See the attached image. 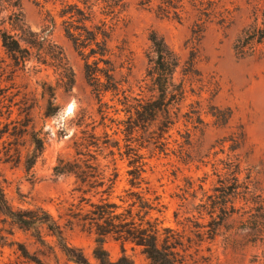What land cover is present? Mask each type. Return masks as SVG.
Masks as SVG:
<instances>
[{
  "label": "rangeland",
  "instance_id": "374dc122",
  "mask_svg": "<svg viewBox=\"0 0 264 264\" xmlns=\"http://www.w3.org/2000/svg\"><path fill=\"white\" fill-rule=\"evenodd\" d=\"M139 2L93 0V17L84 24L99 28L111 65L98 68L113 70L118 87L98 98L85 75V62L100 57L88 58L97 47L76 46L65 31L85 35L75 15V6L84 5L21 0L26 25L50 33L65 66L38 63L35 51L16 66L0 39L4 202L23 215L46 211L72 254L82 253L89 264H99L97 248L112 262L154 264L140 247L98 239L83 225L101 178L116 172L111 201L145 188L159 197L162 214L155 216L167 231L161 238L171 236L178 264H264V43L252 55L234 48L255 13L264 22V0H215L216 14L202 28L188 0L176 5L179 19L160 15V0ZM7 15L0 7V30L11 32ZM152 35L178 59L169 112L153 117L150 103L159 92L149 76ZM133 173L144 180L140 188L131 187ZM0 264L76 263L45 226H24L0 207Z\"/></svg>",
  "mask_w": 264,
  "mask_h": 264
},
{
  "label": "trees",
  "instance_id": "16d2710c",
  "mask_svg": "<svg viewBox=\"0 0 264 264\" xmlns=\"http://www.w3.org/2000/svg\"><path fill=\"white\" fill-rule=\"evenodd\" d=\"M78 1L84 5L85 10L75 6V15L78 16L77 22L82 24L76 29H81L85 35L83 36L81 33L75 35L69 28L65 31L66 35L74 41L76 46L84 47L82 43L87 42V45L93 43L97 47V49H90L88 58L96 55L100 57L93 61L92 64L85 62V75L99 98L101 93L110 90L118 91V87L111 74L113 70H101L98 68L100 62H103L108 67L111 65L109 60L103 58L107 53L106 41H97L99 28L95 27V31L89 30L84 24L93 17V0ZM152 1L140 0L139 3L140 5H150ZM181 1L160 0L157 6L158 13L164 17H168L171 13L173 18L179 19V7L176 5ZM188 2L195 11L199 28H202V25L210 21L216 14L217 3L215 0H188ZM0 7L2 10L8 11L7 20L11 27V32L0 30L2 47L16 66H25L33 51L36 52L38 63L45 64L49 60L50 63L55 64L57 67L62 68L65 66L63 54L53 44L50 39V33L44 34L43 31L33 32L26 25L21 13V0H0ZM67 7L73 9L70 5H67ZM65 14L66 12H63L61 15L64 16ZM82 36L84 39H82ZM150 41L155 61L149 76L153 81L154 91L157 90L159 92V96L150 103L152 105L151 117H153L157 111L169 112L171 103L167 97V89L171 85L173 75L178 67V59L164 42L155 35L151 36ZM263 43L264 22L258 23L257 14L255 13L253 21L246 25L237 36L234 48L241 55H252L256 51L257 46ZM53 48L59 49V51L56 53ZM101 77L105 78L106 83L101 81ZM179 96L181 100L183 98L182 88H179ZM114 173L113 177L107 178L106 181L104 180L105 178H101L100 184L97 185L101 190L92 195V197L98 195V199L90 204V210H88L86 222L84 220L83 225H87V228L93 231L98 239L111 236L115 240L124 239L140 247L147 258L154 264H178L175 244L172 242L171 236L165 235L161 238L162 232L165 233L167 231L162 228V222L158 216H155L162 214V205L159 202V197L150 188H145V190L140 192H129L125 198L117 197L119 203L111 201L117 179V173ZM133 175V180L130 182L131 187L136 185V188H140L144 180L141 179L140 174L133 173ZM79 179L81 180L82 177L80 176ZM136 180L138 182H135ZM149 195H153V198H149ZM0 207L5 214L24 226L30 227L34 224L45 226L56 238L66 256L76 264H89L82 253L77 254V256L72 254V249L68 248L64 243L60 225L46 211L40 209L37 214L27 212L26 215L20 212H11L4 202L1 189ZM100 242L101 240H98V243ZM94 256L99 264H130L125 257L118 259L116 262L110 261L102 248H97L94 251Z\"/></svg>",
  "mask_w": 264,
  "mask_h": 264
},
{
  "label": "clouds",
  "instance_id": "9594fccd",
  "mask_svg": "<svg viewBox=\"0 0 264 264\" xmlns=\"http://www.w3.org/2000/svg\"><path fill=\"white\" fill-rule=\"evenodd\" d=\"M71 109L69 108L68 111H70Z\"/></svg>",
  "mask_w": 264,
  "mask_h": 264
}]
</instances>
